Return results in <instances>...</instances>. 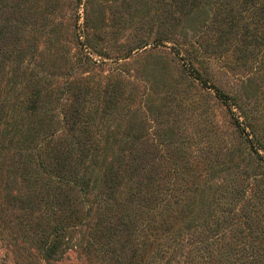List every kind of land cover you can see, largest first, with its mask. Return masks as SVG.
<instances>
[{
    "label": "rangeland",
    "instance_id": "rangeland-1",
    "mask_svg": "<svg viewBox=\"0 0 264 264\" xmlns=\"http://www.w3.org/2000/svg\"><path fill=\"white\" fill-rule=\"evenodd\" d=\"M11 4L21 11L8 8L5 19L23 23L6 48L1 80L11 103L3 118L23 128L47 115L55 140L88 136L120 155L154 207L136 210L143 217H134L132 264H183L209 236L206 264H264V36L256 14L226 0L184 12L175 0ZM219 94L248 107L259 141ZM76 107L82 115L70 131L59 120ZM27 174L0 156V264H113L83 250L84 227L65 234L53 260L27 241L21 227L41 221L25 194Z\"/></svg>",
    "mask_w": 264,
    "mask_h": 264
},
{
    "label": "trees",
    "instance_id": "trees-1",
    "mask_svg": "<svg viewBox=\"0 0 264 264\" xmlns=\"http://www.w3.org/2000/svg\"><path fill=\"white\" fill-rule=\"evenodd\" d=\"M200 1L175 0L180 12ZM11 2L0 0V156L4 155V163H15L18 168L28 171L27 177H21L27 187L25 194H28L31 210L40 213L41 219L32 229L21 227L22 232L46 259L53 260L62 251L65 234L70 229L84 227L88 233L83 250L93 249L113 264H132L136 253L134 250L129 255L132 240L138 248L135 242L138 241L136 210L151 214L154 207L148 201L146 186L134 181L129 167L120 161V155L99 149L88 136L73 135L71 139L55 140L57 130L47 115H36L38 120L23 128L21 120L10 124L3 118L4 108H10L11 103L7 98L11 91L3 92L10 83L3 88L1 80L9 74L6 71L11 62L6 48L9 42L19 40L23 23L5 19L8 8L21 11L19 4L12 5ZM239 2L247 12L251 10L256 14L263 32L261 36H264V0H226L233 6ZM261 42L264 45V38ZM251 52L247 51L248 54ZM12 80L9 82L14 83ZM219 96L226 100L237 126L259 141L260 133L248 107L236 97ZM31 102V112L35 115L39 107H35L34 100ZM15 108H19L17 104L12 110ZM71 112L59 121L74 131L77 127L75 119L81 117L82 109L76 107ZM78 133H82L81 130ZM139 216H136L137 220ZM205 220L208 224V219ZM199 243L194 249L195 254L187 256L183 264H206V259L210 258V236ZM115 246L121 250L116 252ZM178 263L172 259L166 264Z\"/></svg>",
    "mask_w": 264,
    "mask_h": 264
}]
</instances>
